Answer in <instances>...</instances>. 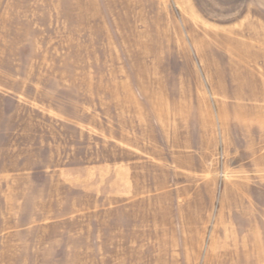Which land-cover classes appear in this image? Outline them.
Instances as JSON below:
<instances>
[{
	"label": "rangeland",
	"instance_id": "1",
	"mask_svg": "<svg viewBox=\"0 0 264 264\" xmlns=\"http://www.w3.org/2000/svg\"><path fill=\"white\" fill-rule=\"evenodd\" d=\"M0 264H264V0H0Z\"/></svg>",
	"mask_w": 264,
	"mask_h": 264
}]
</instances>
